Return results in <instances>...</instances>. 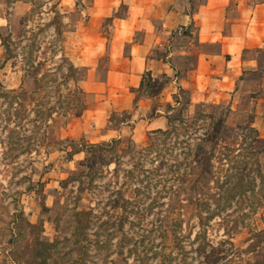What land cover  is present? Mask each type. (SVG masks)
<instances>
[{"label": "rangeland", "instance_id": "1", "mask_svg": "<svg viewBox=\"0 0 264 264\" xmlns=\"http://www.w3.org/2000/svg\"><path fill=\"white\" fill-rule=\"evenodd\" d=\"M16 1L26 5L27 10L26 8L23 10L22 7L12 11V4ZM54 3H57V0H0L1 11L9 22L7 28L0 29V36L8 45V54L5 55L3 46L0 53V84L2 86L0 90V264H163V261L177 264L178 258L176 262L172 261L177 257V249L174 246L178 249L182 247L181 251L194 257L192 252L197 245L194 239L199 231L198 208L190 192L181 197L182 217L179 218L181 221L167 223V226H164L162 207H158L160 205L158 199L145 202V205L151 204L150 212L143 213L139 218H124L125 212L117 194L123 182L122 171L131 170L138 163L137 153L149 145L148 137L153 132L144 129V123L141 122L134 129L135 125L131 124L132 112L129 111L126 115L116 113L117 116L114 117L113 122L109 123L111 113L106 107L100 115V118L105 121L96 124L101 120L93 119L98 116V113L93 115L92 109L104 97L100 93H96V96L87 93L85 102L88 103L90 113L83 118L81 116L62 117L60 113L69 102L65 98L66 91L51 88L46 97L50 105H54V111L58 114H52L46 130L47 138L43 139L42 128L39 129L38 125L34 126L35 115L31 108H33L32 103L35 100L39 101L44 94L38 93L32 100L22 95L21 98H26V101L19 107L17 95L4 94L7 90L19 89L23 80V65L29 57L32 60L35 59L39 74L56 70L57 81H60L58 77L60 71L57 68L59 53L49 52L52 48L50 43L54 37L52 28L44 31L36 40L30 39L29 35L25 38L21 37L22 31L35 27L36 23L43 25L49 22L53 15L48 16L47 10ZM71 3H75L73 11H70ZM92 3L93 0H62V6L67 10L65 14L62 13L58 3L57 10L66 16L62 20V25L65 27L63 37L67 53L70 55H73L72 51L78 47L75 45L76 39L72 33L76 31L75 27L77 28L78 24L87 22L88 9ZM23 11L26 12L21 14ZM124 11L125 7L119 6L116 16H122ZM31 13L34 14L28 17L30 19L28 23L25 18ZM37 13H40L41 21L37 20ZM110 22V18L103 20L98 30L99 38L108 37ZM191 28L189 27L188 31H182L183 34L192 32L189 31ZM189 36L191 43L194 44V36L192 34ZM136 37L139 38L138 35ZM6 56L12 58L4 64ZM252 57L258 59L264 67V52L257 55L246 53L244 56L247 59ZM44 59L47 61L44 62ZM76 68L82 90H93L97 84L105 80V71L108 68L107 57L103 56L99 64L95 68H87L88 71L84 67ZM30 76L25 79L23 88L25 93L35 88L33 75ZM43 76L47 77V73ZM45 82L47 80L42 81V83ZM166 82L167 79H161L153 83L149 90L143 89L139 93L136 92L139 88L131 90L135 102L142 96L157 95ZM15 85V88H9ZM21 91L20 94H25L23 90ZM263 94L264 74L248 73L239 81L238 92L233 95L228 107L210 103L204 106L197 104L188 108L189 95L178 92L180 105L176 106V109H189L191 116L196 112L223 118L231 107L227 123L233 129L231 132L238 135L239 128L253 115L255 107L254 127L264 140V100L261 99ZM73 111L79 112L74 108ZM165 111H167L166 107ZM178 112H172L170 118H175ZM135 115L137 117L139 114ZM151 115L152 113H149L147 117ZM121 121H130V123L121 124ZM193 132L194 130L186 131L181 128L178 131V137L167 143L173 146L174 141L177 144L185 139L190 140L187 135L195 137ZM231 132L229 136H232ZM66 139L74 141L77 149H82V146L78 145L80 142L81 145H86L87 143H109L112 139H120L121 143L116 153H104L106 160L101 162L99 168L103 173L102 178L96 179L92 186L83 190L87 184L86 177L74 174L86 171L82 166L86 155L77 153L69 160L67 152L61 151L67 146ZM130 140L134 143L132 150ZM67 147L68 151L73 149ZM173 147L180 151L184 145ZM206 149L208 150L209 146ZM154 156L153 153L152 157ZM261 161L264 165V153ZM157 163L155 162L154 165ZM148 167L149 165L146 164L143 168L146 170ZM115 170L119 174L118 182L114 178ZM126 191L124 187L125 195L129 193ZM213 193H215L214 190H209L210 195ZM262 201L263 206L255 216L259 230L264 229L260 221L264 196ZM218 221L216 219L210 221L207 241L213 247H218L221 242L230 241L234 249L226 253L224 260H219L222 254L212 255V261L218 260L217 264H243V261L264 264V234L257 237L255 233L245 228L229 239L227 235H224V229L216 225ZM176 236L178 237L175 239ZM207 251H210V248H207ZM164 253L166 257H163ZM196 260L190 263L198 264Z\"/></svg>", "mask_w": 264, "mask_h": 264}, {"label": "trees", "instance_id": "2", "mask_svg": "<svg viewBox=\"0 0 264 264\" xmlns=\"http://www.w3.org/2000/svg\"><path fill=\"white\" fill-rule=\"evenodd\" d=\"M59 1L57 0V3L52 4L47 10L48 16L53 15L47 24L36 23L35 27L22 31L21 37L25 38L26 35H29L30 39L36 40L44 31L52 28L54 37L50 43L52 48L49 52L59 53L57 59L59 66L57 68L60 71L58 76L60 81H57L56 70L39 74L35 59L32 60L29 57L23 65V80H21L19 89L4 92L7 95H17L18 107L25 104L26 98L32 100L36 94H44L45 97L43 96L39 101L34 99L33 108H31L35 115L34 126L38 125L39 129L42 128L43 139L47 138L46 130L49 126L48 122L53 116L52 114H58L54 111V105H50L47 100L46 95L49 89H58V91L63 89L66 91L65 98L69 102L67 107L62 109L60 113L62 117H80L86 110L85 95L79 85L78 70L64 51L63 35L65 27L62 25V20L66 16L57 10ZM33 14L31 13L25 18L26 22L29 23L30 19L28 17L33 16ZM37 14V20L41 21L40 13ZM0 37L1 46L5 48L6 55L8 54V45L5 42L6 40L2 36ZM10 58L12 57L6 56L4 64ZM46 61L47 59H44V62ZM46 73L47 77H44L43 75ZM31 74L35 81V88L31 92L25 93L23 89L25 79L31 77ZM46 80L47 82L42 83ZM153 82L157 83V81L152 80L150 73H146L136 92L139 93L143 89L149 90ZM21 90L25 94H20ZM22 95L26 98H21ZM262 98H264V94ZM73 108L79 112L74 113ZM166 109L167 111L172 110L169 105L166 106ZM123 113L124 115L127 114V112ZM230 113L231 111H228V114L223 118L205 113H195L191 116L188 109H180L175 118L167 117L166 130H156L149 134V145L137 153L136 161L138 163L131 170L122 171L123 182L122 186L118 188L117 194L125 212V219L130 217L133 219L139 218L143 213L150 212L151 204L145 205V202L147 200L153 202V200L158 199L160 204L158 207H162V223L165 226L167 223L181 221L179 218L182 217V195L190 192L191 198L195 199L198 208L197 220L199 227L194 239L197 245L192 252L195 256L190 257L188 253L180 250L182 247L178 249L174 246L177 249V257L173 258L172 261L176 262L178 258L177 264H192L190 262L196 259L198 264H217L218 260L216 262L212 261V255L222 254L219 260H224L226 253L233 251L234 246L230 241L221 242L218 247H213L207 241V230L210 227V221L215 219L219 220L216 225L224 229V235H227L229 239L237 234L239 230L245 228L249 232L255 233L257 237L264 234V229L259 230L255 220V216L258 215V211L263 206L264 165L261 158L264 153V140L260 138L257 130L252 127L254 115H251L248 121L239 128L238 135H234L231 132L233 129L227 123ZM115 116H117L116 113H111L109 123L113 122ZM126 122L121 121L120 123L124 124ZM181 128L186 129V131L194 130L195 137L187 135L190 140L185 139V141L180 142L181 144H176V141H174L173 146L184 145L178 151L167 141L172 142L173 138L178 137V131ZM229 132L232 136L228 135ZM80 143L78 145L82 146V149H77L74 141L66 139V145L73 149L68 151L66 146L61 151L67 152L66 155L69 160L77 153L86 155L82 164L86 171L74 174L86 177L87 184L86 187H83V190H85L92 186L96 179L102 178L103 173L99 168L101 162L106 160L104 153H116L119 150L118 146L121 141L120 139H112L109 143H87L86 145ZM129 144L132 145V150L134 143L130 140ZM207 146H209L208 150L206 149ZM153 153L155 154L154 157H152ZM155 162H158L157 165H154ZM146 164L149 167L145 170L143 167ZM114 173L116 174L115 181L118 182V171L115 170ZM124 187L127 189L126 192L129 191L126 195L123 193ZM209 190H214L215 193L210 195ZM229 210L231 211L228 212ZM262 212L260 221L264 228V207ZM162 239H164L163 235ZM207 248H210V251H207ZM166 256V253H164L163 257ZM163 264L171 263L163 261ZM243 264L260 263L243 261Z\"/></svg>", "mask_w": 264, "mask_h": 264}, {"label": "crops", "instance_id": "3", "mask_svg": "<svg viewBox=\"0 0 264 264\" xmlns=\"http://www.w3.org/2000/svg\"><path fill=\"white\" fill-rule=\"evenodd\" d=\"M121 5L124 14L116 16ZM59 6L67 13L62 0ZM12 7V11L27 10L18 1ZM74 8L75 3H71L70 11ZM87 15V22L76 24V31H72L76 52L67 53L64 37L63 46L76 67L95 68L103 56L107 57L105 80L93 90L83 89L85 97L87 93L104 97L92 109L93 115L98 113L93 119L101 120L96 124L105 121L100 115L108 107L109 113L132 112L134 129L141 122L147 131H164L167 117L179 111L178 92L189 95L188 108L210 103L228 107L244 75L264 74L258 59L244 58L246 53L264 52V0H93ZM106 18L111 19L109 35L99 38L98 30ZM8 25L0 5V29ZM189 27L192 32L183 34ZM1 49L0 37V53ZM146 73L153 81L167 82L157 95L142 96L135 102L131 90L139 88ZM167 105L172 110L165 111ZM255 111L254 107L253 128ZM88 113L86 103L81 118ZM149 113L152 115L147 117Z\"/></svg>", "mask_w": 264, "mask_h": 264}]
</instances>
